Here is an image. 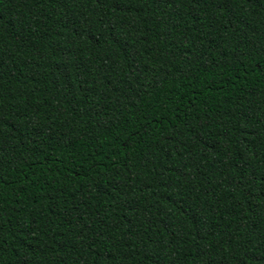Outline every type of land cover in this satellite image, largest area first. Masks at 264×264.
I'll use <instances>...</instances> for the list:
<instances>
[{
    "label": "trees",
    "instance_id": "obj_1",
    "mask_svg": "<svg viewBox=\"0 0 264 264\" xmlns=\"http://www.w3.org/2000/svg\"><path fill=\"white\" fill-rule=\"evenodd\" d=\"M0 264H264V0H0Z\"/></svg>",
    "mask_w": 264,
    "mask_h": 264
}]
</instances>
